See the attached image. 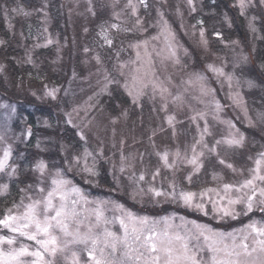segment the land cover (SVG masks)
Returning a JSON list of instances; mask_svg holds the SVG:
<instances>
[{
  "label": "rangeland",
  "instance_id": "374dc122",
  "mask_svg": "<svg viewBox=\"0 0 264 264\" xmlns=\"http://www.w3.org/2000/svg\"><path fill=\"white\" fill-rule=\"evenodd\" d=\"M10 1L0 0L4 24L9 34L14 35L19 41V44L16 43L18 47L17 55H15L16 62L19 66H29L33 76L32 80L31 77L26 76L16 78L14 81L6 64L0 58V65H3V68L0 69V81L7 89L5 93L0 91V104L14 105L16 108L15 113H12L10 108H0V133L4 132V126L7 124L10 131L5 133V137L9 143L13 144L14 149L18 145L27 147L31 143L36 155L32 157V162L36 159H44L50 167L53 165L59 167L63 164L66 154L82 153L85 147L76 135L77 128L72 126L76 125L88 138L87 147L91 151L95 152L103 146L104 158L98 160L99 175L91 178V183H85L87 177L82 174L74 172L68 175L84 190L89 200L108 202L103 205V209L104 216L109 221H112L114 217L124 216V212L116 208L117 204L123 205L124 209L138 217L148 216L159 219L167 216L172 218L173 224L179 225L181 223L179 217L183 216L187 220H195L198 223H210L213 227L224 232L240 228L243 224L248 223L249 218L264 219L257 208L254 215L249 213L248 216H240L235 220L226 218L223 221H218L212 219L210 206V214L204 216L202 213L185 208L169 198H154L147 193V188L152 182L151 172L156 167H161V175L157 177L155 187L163 186L167 190L169 181L173 179L172 172L163 169L155 152L163 151L167 147L172 152L179 148L183 153L185 146L191 145L194 138L198 137L196 125L188 119L193 114V110L208 112L206 119L212 135L205 139L209 144L222 137H227L230 131H234L221 121H233L236 128L244 134L245 140L242 147L221 146L220 148L221 155L235 164L238 169L251 167L252 162L248 160V157H255L258 152L264 151V120L259 118V114L264 113V59L257 56V50H262L264 47V5L260 4V0H251L244 16L240 15L239 8L235 6L236 0H224L219 7L213 5L209 7L206 4L212 0H193L196 7L195 12H191L187 0H146L147 8L139 5L138 0H134V3L138 4L137 15L142 22L139 26L136 25L135 17L131 16L130 10L124 8L127 0ZM18 6H22L32 14L24 16L22 13H12L11 9ZM4 8L9 9L7 20L4 17ZM89 8L92 9L91 12ZM158 11L164 14V18L168 20L171 28L175 31L177 44L188 49L187 56H185L183 48L179 50L180 65L173 66L171 61H165L167 65L165 71L164 66L160 63L162 57L168 55L164 36L161 35L159 40H150L149 42L148 49L152 51L158 75L163 79L171 74L173 83L169 87L172 94L175 95L177 91H180L185 97L183 107L173 104L171 97H168L167 111L162 110L163 101L158 93L155 99H152L150 87L140 98V102L133 104L132 98L128 96L123 87L124 77H120L113 70V65L117 64V51H120L119 60L121 62L134 60L136 50L130 48L129 45L137 41L149 40L150 37L156 36L160 32V27L157 25V21L160 19ZM114 13H120L119 20L114 18ZM236 17L243 26L240 35L234 33L238 24ZM253 17H255L253 21L255 32H252L248 25V21ZM198 21H203V24L200 25ZM111 23H120L122 27L131 28L132 31L117 32L112 30L110 35L115 38L113 47L109 48L106 45L101 47L104 41L98 35L100 25ZM201 27L205 29L207 48L200 42ZM85 29L88 31L86 32ZM215 32L221 33V36H215ZM48 39H51L53 43L46 44ZM36 45H40V47ZM85 48H88L89 52L86 53ZM121 49L123 50L121 51ZM153 49L163 50L161 57H156ZM40 50H48V53L39 56L38 51ZM140 51L143 55V46ZM97 54L103 61L102 66L97 65L94 59ZM245 56L247 57L246 61L242 59ZM29 58L31 63L28 62ZM209 63L223 67L226 73L234 74L231 89L225 78L221 77L218 82L214 74L207 71L205 66ZM148 64L149 62L145 58V68L148 67ZM184 65H187V68H184ZM98 67H101L100 72H97ZM132 67L129 65L124 69L125 75L129 77L130 86ZM103 68L109 69L112 77L119 83L109 84L107 91L100 92L105 83ZM196 71L205 74L209 78L210 86L216 90V98L223 105L219 119L213 118L214 109H205L204 104L193 99L200 95L198 84H181V78L186 82L189 79V74ZM45 72H48L49 75H44ZM50 75L56 77L50 78ZM237 80H239V84H237ZM248 81L252 82L251 86L247 83ZM165 82L167 83V81ZM45 84L49 89L54 87L59 89L56 100L44 95ZM185 88L188 89L187 92H184ZM33 92L36 95H33ZM236 92L242 96L243 105L247 109V115L251 122L245 118L244 111L229 99V94ZM95 93L99 94L94 95ZM89 97H92L91 101H89ZM202 99L207 101L209 97H202ZM19 100L23 103L31 100L41 104L53 102L56 105L52 106V116L43 114L37 117L35 122L37 129L33 130L35 133L32 131V135L26 141L17 139L29 127L26 122L28 118L26 113L18 108ZM26 105H30V103ZM90 105H95V108H90ZM30 106L33 110L34 106ZM66 113L71 114L72 124L67 123ZM168 115H175V135H173V128L166 121ZM113 121L115 122L113 123ZM199 123L203 128L204 121L201 120ZM63 125L70 127L76 136L72 142L67 141L60 134L63 131ZM113 130L115 131L113 132ZM154 132L155 135H153ZM121 140L124 141V154L135 158L133 163L137 175L141 168L147 172L146 182L141 185L145 189V193L137 194L135 198L133 192L137 185L129 180L133 169L127 168L125 172H119ZM37 141L40 143L39 148L36 147ZM101 142L103 143L101 144ZM46 151L51 154L45 156L43 153ZM21 152L24 153V151ZM141 153L143 154V165L140 163L139 154ZM211 159L212 163H208L206 160L205 169L193 178L192 185H188L187 181L183 179L191 171V167L178 163L175 174L177 183L186 190L199 192L203 187L216 186L217 182L212 180L213 171L219 172L224 177V182L241 179L238 174L234 175L230 170L216 164L215 157ZM102 171L107 175V183L101 179ZM245 175H247L246 172ZM32 177L33 173L28 172L24 183L17 186L18 195L14 200L19 201L18 189L31 183ZM6 181L7 178L0 174V182ZM12 202L13 200L0 211V216L6 207L11 206ZM89 207H95V205ZM92 219L94 221V217ZM163 226V222H161L160 228ZM107 227L117 235H123L119 220L109 223ZM0 234L8 233L7 230H3ZM23 242L34 243L27 240H23ZM68 255L70 257V252ZM86 259V253H81V260ZM56 260L57 264H64L61 257L58 256Z\"/></svg>",
  "mask_w": 264,
  "mask_h": 264
},
{
  "label": "snow or ice",
  "instance_id": "6c2138e0",
  "mask_svg": "<svg viewBox=\"0 0 264 264\" xmlns=\"http://www.w3.org/2000/svg\"><path fill=\"white\" fill-rule=\"evenodd\" d=\"M187 3L191 12H195L196 7L193 0H187ZM250 3L251 0H236L235 6L239 8L241 16L246 15ZM138 4L145 8L148 7L146 0H138ZM138 4L134 3V0H127L124 5L125 9L130 10L131 16L135 17L137 26L142 23L137 15ZM260 4L264 5V0H260ZM89 11L91 12L92 9L89 8ZM11 12L22 13L24 16L32 14L22 6L12 8ZM3 13L7 20L9 9L4 8ZM113 15L116 20H119L120 13ZM158 15L160 19L157 21V25L160 27V32L156 36L150 37L149 40L137 41L129 45L130 48L136 50L134 60L121 62L119 60L120 51H117V64L113 65V70L120 77H124L123 87L128 96L132 98L133 104H138L140 98L150 87L152 99L154 100L158 93L163 101L162 110L167 111L168 97H171L173 104L180 107H183L185 97L180 91H177L175 95L172 94L169 87L173 83L171 74L163 79L158 75L156 62L148 45L150 40L156 41L160 39L161 35L164 36L168 55L162 57L160 63L164 66L165 71L167 70L165 61H171L173 66L180 65L179 50L183 46L177 44L176 33L168 20L164 18V14L158 11ZM254 20L255 17L248 21L249 29L252 32L256 31ZM198 23L202 25L203 21H198ZM112 30L117 32L132 31L131 28L122 27L120 23L101 24L98 33L104 41L101 47L105 45L109 48L113 47L115 38L110 35ZM85 31L88 30L85 29ZM214 35L220 37L221 33L215 32ZM200 38V42L207 48L208 41L205 38L203 27L200 28ZM2 43L4 41L0 40V44ZM52 43L51 39L46 41V44ZM36 46L40 47V45ZM141 46L144 48L143 55L140 51ZM84 51L87 53L89 49L85 48ZM153 51H155L156 57H161L163 50L153 49ZM183 52L185 56L188 55L187 48H183ZM145 58L149 62L147 68H145ZM94 59L97 65H103L99 54ZM242 59L246 61L247 57H242ZM28 62L31 63L30 58ZM129 65L133 66L130 76L131 86L129 77L124 72V69ZM183 67L187 68V65ZM205 67L207 71L214 74L218 82L221 77L225 78L231 89L234 74L226 73L223 67H217L212 63ZM2 68L3 65H0V69ZM100 71L101 67H98L97 72ZM103 72L105 83L100 92L107 91L109 84L119 83L112 77L109 69L103 68ZM183 83L198 84L200 95L193 99L204 104L205 109H214L213 118L219 119L223 105L216 98V90L210 86L209 78L202 72L196 71L189 74V79L186 82L181 78V84ZM247 83L249 86L252 84L251 81ZM237 84H239V80H237ZM44 89L46 97L57 99L58 88L49 89L45 84ZM187 91L188 89L185 88L184 92ZM33 95L36 93L33 92ZM202 97H209V99L205 101ZM229 99L244 111L245 118L251 122L240 93H230ZM91 100L92 97H89V101ZM0 108H10L12 113L16 111L14 105L0 104ZM90 108H95V105H90ZM124 115L126 116L127 113L125 112ZM207 115V111L193 110V114L188 117L196 125L198 137L194 138L191 145L185 146L183 153L179 148L172 152L167 147L163 151L155 152L163 169L172 172L173 179L169 181L167 190L163 186L155 187V181L161 175V167H156L151 172L152 182L147 188V193L154 198H169L185 208L202 213L204 216L210 214V206L212 219L218 221H223L226 218L235 220L240 216H248L249 213L254 215L257 208L264 216V151L258 152L255 157H248V160L252 162L251 167L238 169L235 164L221 155L220 148L221 146L242 147L245 140L244 134L236 128L233 121H221L234 131H230L227 137H222L209 144L205 138L211 136L212 133L206 119ZM66 116H68L67 123L72 124L71 114L66 113ZM259 118L264 120V113H260ZM201 120L204 121L203 128L200 127L199 121ZM166 121L173 128V135H175V115H168ZM45 123L47 122L45 121ZM72 126L77 128L76 135L85 147L82 153L66 154L63 164L59 167L55 165L50 167L44 159H36L32 162L22 152L19 156H15L13 144L9 143L5 137V133L10 131L7 124L4 126V132L0 133V174L7 178L6 182H0V196L9 194L10 182L20 180L21 175L27 178L28 172L33 173L32 182L18 189L19 201L13 200L11 206L6 207L0 216V232L7 230L8 233L0 234V264H57L58 256L63 259L64 264H69V261L70 264H264V219L249 218L248 223L243 224L240 228L224 232L213 227L210 223H198L195 220H187L183 216L179 217L181 221L179 225L173 224L172 218L167 216L159 219L148 216L138 217L124 209L123 205L117 204L116 208L122 210L124 216L114 217L112 221H109L104 216L103 209V205L108 202L89 200L84 190L68 175L74 172L82 174L87 177L85 183H91V178L99 175L97 163L99 159L104 158L103 146L95 152L91 151L87 147L88 138L84 132L79 130L76 125ZM31 135L32 129L29 126L17 139L26 141ZM120 143L119 172L123 173L127 168L133 169L129 180L137 185L133 192L135 198L137 194L145 193V189L141 185L146 182L147 172L141 168L137 175L133 163L135 158L131 155L126 156L123 152L124 141L121 140ZM36 147H40L39 141H37ZM153 147L155 148L154 143ZM139 156L140 163L143 165V154L141 153ZM212 157H215L216 164L230 170L234 175L238 174L241 179L224 182V177L219 172L213 171L212 180L217 182L216 186L203 187L199 192L186 190L177 183L175 174L178 163L191 167V171L183 179L187 181L188 185H192L193 178L205 169L206 160L208 163H212ZM90 205H95V207H89ZM92 217H94V221ZM116 220H119L120 228L123 230L122 236L110 231L107 227L109 223H114ZM161 222H163V228H160ZM23 240L34 243H24ZM81 253H86V260H81Z\"/></svg>",
  "mask_w": 264,
  "mask_h": 264
},
{
  "label": "trees",
  "instance_id": "16d2710c",
  "mask_svg": "<svg viewBox=\"0 0 264 264\" xmlns=\"http://www.w3.org/2000/svg\"><path fill=\"white\" fill-rule=\"evenodd\" d=\"M10 1V0H7ZM12 1V0H11ZM10 1V2H11ZM25 1H29V0H25ZM224 2V0H212L207 2L206 4H208L209 7H212L211 5H213L214 7H219L221 6V3ZM227 9L230 10V8L227 7ZM236 13V12H235ZM203 17V16H202ZM236 20L238 22L237 27H235L234 29V33H238L239 35L241 34V30H242V25H241V21L238 19V17H236ZM56 27V25L54 24V28ZM0 40L4 41V43L0 44V58H2V60L4 61V63L6 64V67L8 69V71L11 74V77L14 79V81L16 80V78H24L26 76L31 77V80L33 78V76L31 75V70L29 69V66H19L18 63L16 62V58L15 55H17V44H19V41L16 40V37L14 35H10L9 31L7 30V28L5 27L4 24V20H3V16H2V11L0 8ZM17 43V44H16ZM48 53V50H40L38 51V55L39 56H44V54ZM257 56L260 59H264V47L262 50L258 49L257 50ZM258 58V59H259ZM256 66V65H255ZM46 76H48V72H45ZM54 75H50V78H53ZM56 76H54L55 78ZM36 80V79H33ZM13 83V82H12ZM3 83L0 81V91H3L4 93L6 92V88L4 87V85H2ZM3 89V90H2ZM20 101V100H19ZM28 101V100H26ZM27 103H30V105H33L34 108L32 110V106L30 105H26ZM25 102L23 103L22 101H20L18 108H20V111L26 113L27 115V125L31 126L32 131L37 129L35 128V122L38 116L43 115V114H47L49 116H52V106H56L54 105L53 102L50 103H45V104H41L38 101H34L31 100L30 102ZM112 106V105H111ZM48 112V113H47ZM63 131L60 132V134L62 135V137L64 139H66L67 141H71L72 139H75L76 136L72 133V130L70 127L63 125ZM33 133H35V131H33ZM33 145L30 143L27 145V147H23L18 145L17 148L15 149L14 155L15 156H19V153L21 151H24L25 156L28 158V160L32 161V157L36 156L35 152H33ZM45 156L49 155L51 153H49V151H46L43 153ZM41 154V155H43ZM23 167V164H22ZM28 176V173H27ZM106 177L107 175H105V172L101 173V179L105 181V183H107L106 181ZM25 180L24 175H21L20 180H17L15 182H10V189H9V194L6 196H3L0 198V211L8 204L10 203L12 200H14L17 197V186L19 184H23ZM22 181V182H21Z\"/></svg>",
  "mask_w": 264,
  "mask_h": 264
}]
</instances>
